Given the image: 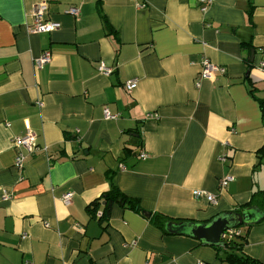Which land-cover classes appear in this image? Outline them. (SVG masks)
I'll list each match as a JSON object with an SVG mask.
<instances>
[{
  "label": "crops",
  "instance_id": "crops-1",
  "mask_svg": "<svg viewBox=\"0 0 264 264\" xmlns=\"http://www.w3.org/2000/svg\"><path fill=\"white\" fill-rule=\"evenodd\" d=\"M42 2L60 27L31 33ZM46 49L52 60L38 69ZM204 58L225 72L197 85ZM28 128L47 150L25 152L17 168L13 140ZM113 186L122 200L102 222ZM258 189L264 0H0V264H226L214 245L151 217L209 221ZM241 230L243 251L264 264V219Z\"/></svg>",
  "mask_w": 264,
  "mask_h": 264
},
{
  "label": "built area",
  "instance_id": "built-area-1",
  "mask_svg": "<svg viewBox=\"0 0 264 264\" xmlns=\"http://www.w3.org/2000/svg\"><path fill=\"white\" fill-rule=\"evenodd\" d=\"M206 7H204L205 9ZM69 11L74 15H79L80 11L79 8L76 6H71ZM32 23L30 24L29 31L31 33H42L46 32L49 33L57 28L60 27V24L56 21H53L49 19L48 17V3L42 2L34 6L32 10ZM52 60V52L48 49L44 50L39 56H36L34 58V65L36 68L41 69L43 68L47 63H50ZM100 72L109 75L113 72V68L106 65L104 62H102L99 66ZM217 72H225V68L219 65L218 63H215L211 61L209 58H204L202 61V70L200 72V75L197 79V85L200 84V79L203 77H207L210 75H213ZM138 79L133 78L128 80L125 83V87L128 90H132L137 86ZM105 115L107 118H113L115 117L112 115L108 109L105 110ZM14 145L18 149V153L15 158V166L17 168H22L24 166L26 153L34 154L35 152L39 150H47V147H41L37 141V137L35 133L31 129H27L26 133L24 135H19L14 137ZM140 156L142 158H145L147 156V153L142 152L140 153ZM226 155H222L220 157L221 160H226ZM233 179V176H226L224 177L221 182L220 186H225L229 181ZM193 194L198 197H205L210 202L216 201V196L214 194L205 192L201 189H196L193 191ZM6 198H8V195H6ZM63 201L66 205H69L73 198V192H66L63 195ZM48 225V224H46ZM240 231L238 227H234L231 229H227L223 232L222 239L224 241H227L228 239H231L232 237L239 235ZM26 264H33L31 261H27ZM200 264H204L201 262Z\"/></svg>",
  "mask_w": 264,
  "mask_h": 264
},
{
  "label": "trees",
  "instance_id": "trees-1",
  "mask_svg": "<svg viewBox=\"0 0 264 264\" xmlns=\"http://www.w3.org/2000/svg\"><path fill=\"white\" fill-rule=\"evenodd\" d=\"M100 1V0H99ZM99 9V8H98ZM99 12L101 16L104 18L101 10L99 9ZM106 24V28H110V24L107 23V20H104ZM111 29V28H110ZM122 195V193L117 190L115 186H113L110 190L107 191L106 195L104 196L106 198V202L104 204L103 212L99 216V220L104 222L108 219L110 215V210L113 202L115 200H122V197H119ZM123 196V195H122ZM129 203L131 204V207H135L138 210H141V207L139 206V203L137 202V199L129 198ZM100 205L99 200L93 201L88 206V211L93 214L97 215L98 206ZM249 206H255L259 207L264 211V189H258L253 192V195L251 197V200L242 205L240 209L236 210L241 212L243 208L249 207ZM151 220L160 228L165 229L166 222L169 220L168 217L155 213L152 215ZM250 225H245L247 227H251ZM242 226V225H241ZM240 233L239 235H236L232 237L231 239H228L225 241L224 246H215V248L218 250V258L222 262H229L230 264H262L257 259L248 256L244 251V245L247 242V235L242 232V230L238 227Z\"/></svg>",
  "mask_w": 264,
  "mask_h": 264
},
{
  "label": "water",
  "instance_id": "water-1",
  "mask_svg": "<svg viewBox=\"0 0 264 264\" xmlns=\"http://www.w3.org/2000/svg\"><path fill=\"white\" fill-rule=\"evenodd\" d=\"M264 219V211L249 206L239 211H229L215 216L209 221H167L165 228L170 233L195 237L204 244L224 246L223 232L227 229L258 223Z\"/></svg>",
  "mask_w": 264,
  "mask_h": 264
},
{
  "label": "rangeland",
  "instance_id": "rangeland-1",
  "mask_svg": "<svg viewBox=\"0 0 264 264\" xmlns=\"http://www.w3.org/2000/svg\"><path fill=\"white\" fill-rule=\"evenodd\" d=\"M245 225L239 226L240 229H243ZM226 264H230L229 262H226Z\"/></svg>",
  "mask_w": 264,
  "mask_h": 264
}]
</instances>
